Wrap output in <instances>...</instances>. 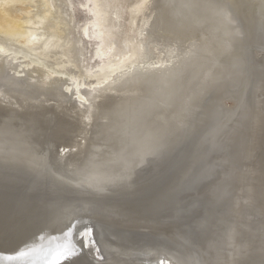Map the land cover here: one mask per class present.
Here are the masks:
<instances>
[{
	"label": "bare ground",
	"instance_id": "bare-ground-1",
	"mask_svg": "<svg viewBox=\"0 0 264 264\" xmlns=\"http://www.w3.org/2000/svg\"><path fill=\"white\" fill-rule=\"evenodd\" d=\"M129 4L86 81L14 63L61 60L53 0H0V264H264V0Z\"/></svg>",
	"mask_w": 264,
	"mask_h": 264
},
{
	"label": "rangeland",
	"instance_id": "rangeland-1",
	"mask_svg": "<svg viewBox=\"0 0 264 264\" xmlns=\"http://www.w3.org/2000/svg\"><path fill=\"white\" fill-rule=\"evenodd\" d=\"M42 1L43 0H33V5L36 6L33 9V15L35 17L41 14L45 9L39 6ZM53 6L55 7L56 15L48 20L49 22L47 26H45L47 30L50 31V27L54 25V21L62 19L67 23V26L64 28L65 34L60 35L61 41H68V47L60 57L61 60H56L58 56H55L56 54L47 50L45 54L49 53V57L40 56L41 58H38L34 55L25 57L23 54H18L21 58L14 61V63L33 61L38 64L37 66L45 63L59 73L55 75L58 78H64L66 75L73 74V76L77 77L79 80L94 81L109 72V66L114 65L118 57L125 51L137 47L136 45L132 47L136 44L135 37L137 36V32L131 30L130 23L133 14L131 12L129 0H53ZM105 12H110V14L114 12L117 13V16L114 14L112 16L113 24H111V21L108 23L106 22L109 14ZM23 13L24 11H21V9L15 12V14ZM139 20H141V14ZM104 22L108 25L104 27L99 26ZM111 25L115 26L114 28L112 27L115 33L114 36L105 37V40L101 42V34L106 31L104 29H109ZM23 31L26 30L23 28ZM97 31H99V33H97ZM95 33H97V35H95ZM132 41L134 44L131 43ZM0 42L6 44L12 49V52H21L28 49L24 45V38H20L17 42H12L6 40V38L0 34ZM100 46L104 47L103 51H100ZM97 47H99V49H97ZM107 49H111V51H107ZM99 55H103V57H99ZM111 57H113V59H111ZM68 59L71 60V64ZM103 59H105V61H103ZM62 60H66L65 63H67V65H64L65 67L61 64ZM19 70L22 71L23 68ZM49 71L54 72L51 70ZM230 100L225 103L227 104ZM83 227L84 231L86 227L94 229L91 225L81 226L78 228L80 229V233ZM84 231L82 233H84ZM78 234L79 231L76 232L75 235ZM71 242L75 244L78 241L76 242L71 239Z\"/></svg>",
	"mask_w": 264,
	"mask_h": 264
},
{
	"label": "snow or ice",
	"instance_id": "snow-or-ice-1",
	"mask_svg": "<svg viewBox=\"0 0 264 264\" xmlns=\"http://www.w3.org/2000/svg\"><path fill=\"white\" fill-rule=\"evenodd\" d=\"M93 227H94V225H93ZM90 231H91V229L86 227L85 232L88 233Z\"/></svg>",
	"mask_w": 264,
	"mask_h": 264
}]
</instances>
